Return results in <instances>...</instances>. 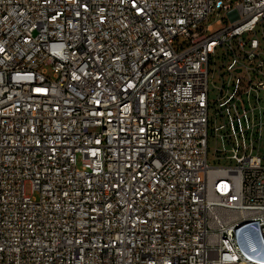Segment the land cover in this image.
Here are the masks:
<instances>
[{
	"label": "built area",
	"instance_id": "1",
	"mask_svg": "<svg viewBox=\"0 0 264 264\" xmlns=\"http://www.w3.org/2000/svg\"><path fill=\"white\" fill-rule=\"evenodd\" d=\"M259 26L264 0H0V264H264Z\"/></svg>",
	"mask_w": 264,
	"mask_h": 264
},
{
	"label": "rangeland",
	"instance_id": "2",
	"mask_svg": "<svg viewBox=\"0 0 264 264\" xmlns=\"http://www.w3.org/2000/svg\"><path fill=\"white\" fill-rule=\"evenodd\" d=\"M225 12H214L208 19L207 24H211L214 28V31H218L224 25H220L218 23L219 19H224ZM258 30V37L262 40L263 39V31L264 26H259ZM225 59L222 54V51H218L216 53V56L214 57V61L210 67L211 73H210V81H209V89H210V100H211V110H210V120H214V107H215V101L217 99V86L221 84V76L219 74V68L222 67L224 64ZM262 100L264 102V92L261 94ZM218 147V144H216V141L212 135H210L209 139V154H208V162L210 165H232L235 164V161L231 158H228L232 153L229 151L227 153H224L221 155V158H218L216 155H219L216 153V148ZM81 160V158H80ZM79 166H81V163H79ZM27 191L28 193H31V186L27 185Z\"/></svg>",
	"mask_w": 264,
	"mask_h": 264
}]
</instances>
